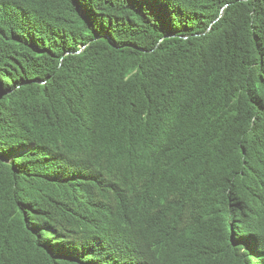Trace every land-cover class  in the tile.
<instances>
[{"label":"trees","instance_id":"1","mask_svg":"<svg viewBox=\"0 0 264 264\" xmlns=\"http://www.w3.org/2000/svg\"><path fill=\"white\" fill-rule=\"evenodd\" d=\"M0 264H264V0H0Z\"/></svg>","mask_w":264,"mask_h":264},{"label":"clouds","instance_id":"2","mask_svg":"<svg viewBox=\"0 0 264 264\" xmlns=\"http://www.w3.org/2000/svg\"><path fill=\"white\" fill-rule=\"evenodd\" d=\"M83 48H85V46H83ZM10 162H11V160H10Z\"/></svg>","mask_w":264,"mask_h":264}]
</instances>
